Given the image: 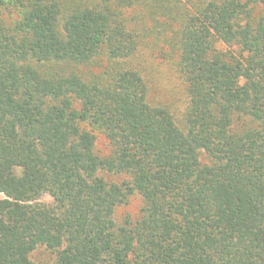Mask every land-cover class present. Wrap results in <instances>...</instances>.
<instances>
[{
  "label": "trees",
  "instance_id": "trees-1",
  "mask_svg": "<svg viewBox=\"0 0 264 264\" xmlns=\"http://www.w3.org/2000/svg\"><path fill=\"white\" fill-rule=\"evenodd\" d=\"M0 193V264H264V0H0Z\"/></svg>",
  "mask_w": 264,
  "mask_h": 264
},
{
  "label": "rangeland",
  "instance_id": "rangeland-1",
  "mask_svg": "<svg viewBox=\"0 0 264 264\" xmlns=\"http://www.w3.org/2000/svg\"><path fill=\"white\" fill-rule=\"evenodd\" d=\"M185 1L186 0H182ZM160 52V51H159ZM144 71L151 84L150 99L152 102L164 103L172 108L178 122L183 120L184 112L189 102L185 85L175 66L170 59H164L159 53L142 52L136 60ZM98 147L105 149V140L101 138ZM5 197L0 193V198ZM45 202H52L50 195L42 198ZM141 207V198L132 196L128 204L121 206L117 211V218L123 220L127 214H137ZM37 264H54L55 253L41 245L32 254Z\"/></svg>",
  "mask_w": 264,
  "mask_h": 264
}]
</instances>
